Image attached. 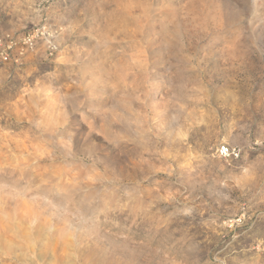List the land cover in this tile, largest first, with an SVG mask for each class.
I'll use <instances>...</instances> for the list:
<instances>
[{"label": "rangeland", "instance_id": "rangeland-1", "mask_svg": "<svg viewBox=\"0 0 264 264\" xmlns=\"http://www.w3.org/2000/svg\"><path fill=\"white\" fill-rule=\"evenodd\" d=\"M43 25L0 63V264H264V0H0Z\"/></svg>", "mask_w": 264, "mask_h": 264}, {"label": "built area", "instance_id": "built-area-1", "mask_svg": "<svg viewBox=\"0 0 264 264\" xmlns=\"http://www.w3.org/2000/svg\"><path fill=\"white\" fill-rule=\"evenodd\" d=\"M49 35L45 25L34 28L19 37L12 35L0 36V63H14L18 64L21 59L29 52H31L36 42L39 40L47 41L49 50L51 45L49 43ZM215 156L223 160L228 165L239 162L242 158V150L236 146L227 144H219L215 148Z\"/></svg>", "mask_w": 264, "mask_h": 264}, {"label": "bare ground", "instance_id": "bare-ground-1", "mask_svg": "<svg viewBox=\"0 0 264 264\" xmlns=\"http://www.w3.org/2000/svg\"><path fill=\"white\" fill-rule=\"evenodd\" d=\"M9 91H10V89H9ZM11 94V93H10ZM10 94H8V104H7V106H8V113H9V116H8V123L9 124H11L10 122H11V119L12 118H10V108H11V105H10V103H9V101L11 100V95ZM8 125V124H7ZM6 157V156H5ZM4 156H3V158H5ZM0 158H1V156H0ZM1 160H2V158H1ZM6 161V160H5ZM9 161V160H8ZM8 165V164H7ZM25 165V164H24ZM60 189H62V188H60ZM10 218H11V216H10ZM10 218H9V220H10ZM6 219H7V217H6ZM9 220H7V221H9ZM8 224V223H7ZM12 224V223H11ZM7 227H11V225L9 224V226H7ZM2 228V227H1ZM9 229V228H8Z\"/></svg>", "mask_w": 264, "mask_h": 264}]
</instances>
